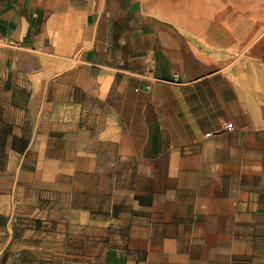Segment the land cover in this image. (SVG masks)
<instances>
[{"label":"crops","instance_id":"0c3cea01","mask_svg":"<svg viewBox=\"0 0 264 264\" xmlns=\"http://www.w3.org/2000/svg\"><path fill=\"white\" fill-rule=\"evenodd\" d=\"M250 50L225 70L145 0H0V264H264Z\"/></svg>","mask_w":264,"mask_h":264},{"label":"rangeland","instance_id":"374dc122","mask_svg":"<svg viewBox=\"0 0 264 264\" xmlns=\"http://www.w3.org/2000/svg\"><path fill=\"white\" fill-rule=\"evenodd\" d=\"M145 5L196 37L232 73L250 68L251 46L264 34V0H145Z\"/></svg>","mask_w":264,"mask_h":264},{"label":"built area","instance_id":"2783aa9c","mask_svg":"<svg viewBox=\"0 0 264 264\" xmlns=\"http://www.w3.org/2000/svg\"><path fill=\"white\" fill-rule=\"evenodd\" d=\"M228 130H229L228 125L223 124V125L221 126L220 130H219L217 133H219V132H226V131H228ZM214 135H215L214 133H209V134H208V137H213Z\"/></svg>","mask_w":264,"mask_h":264},{"label":"bare ground","instance_id":"6f19581e","mask_svg":"<svg viewBox=\"0 0 264 264\" xmlns=\"http://www.w3.org/2000/svg\"><path fill=\"white\" fill-rule=\"evenodd\" d=\"M176 3V2H175ZM177 6V5H176Z\"/></svg>","mask_w":264,"mask_h":264}]
</instances>
